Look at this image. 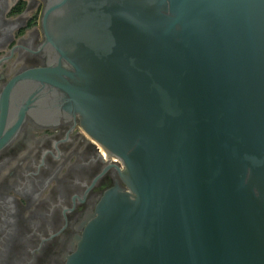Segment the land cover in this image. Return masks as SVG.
Returning <instances> with one entry per match:
<instances>
[{
    "label": "water",
    "instance_id": "95a60500",
    "mask_svg": "<svg viewBox=\"0 0 264 264\" xmlns=\"http://www.w3.org/2000/svg\"><path fill=\"white\" fill-rule=\"evenodd\" d=\"M22 84L122 162L66 264H264V0H52ZM12 93V94H11ZM17 125V126H18Z\"/></svg>",
    "mask_w": 264,
    "mask_h": 264
},
{
    "label": "flooded vegetation",
    "instance_id": "af4514ba",
    "mask_svg": "<svg viewBox=\"0 0 264 264\" xmlns=\"http://www.w3.org/2000/svg\"><path fill=\"white\" fill-rule=\"evenodd\" d=\"M51 1L0 0V100L12 78L52 57L42 24ZM32 87L12 91L3 123L0 107V264H66L104 193L125 186L122 162L56 101L39 98L18 125Z\"/></svg>",
    "mask_w": 264,
    "mask_h": 264
}]
</instances>
